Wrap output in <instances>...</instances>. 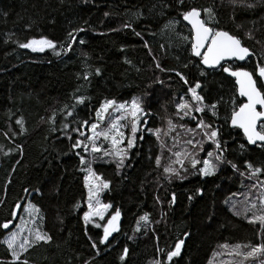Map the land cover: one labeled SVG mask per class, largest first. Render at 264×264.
I'll use <instances>...</instances> for the list:
<instances>
[{
    "label": "trees",
    "instance_id": "1",
    "mask_svg": "<svg viewBox=\"0 0 264 264\" xmlns=\"http://www.w3.org/2000/svg\"><path fill=\"white\" fill-rule=\"evenodd\" d=\"M246 2L254 7H233L228 0H0V225L12 221L9 229L0 228V264H210L221 245L264 244V227L233 215L226 205L249 177L246 162L264 169V147H249L239 130L229 128L231 112L242 103L233 81L221 68L203 69L191 54V32L182 21L191 7L211 8L213 16L202 13V19L235 35L252 53L241 66H224L253 72L264 88L257 73L264 66V0ZM41 37L56 49L20 47ZM197 83L204 111L195 119L219 130L223 162L214 175L202 176L197 168L181 170L186 177L181 179L157 167L160 152L145 136L120 170L92 165L110 181L101 202L112 205L109 214L119 209L121 218L113 239L101 244L103 230L83 220L87 191L75 154L81 152L72 150L63 125L69 124V131L85 120L93 123L106 100L135 97L151 128L160 129L166 127L164 116L179 114L181 98L197 104L189 92ZM182 123L196 125L189 117ZM252 176L264 182V171ZM27 202L39 209L42 231L51 240L13 260L3 239L16 225L12 213ZM179 241H184L180 255L168 261ZM219 256L221 263L226 255ZM258 259L264 264V255Z\"/></svg>",
    "mask_w": 264,
    "mask_h": 264
},
{
    "label": "snow or ice",
    "instance_id": "2",
    "mask_svg": "<svg viewBox=\"0 0 264 264\" xmlns=\"http://www.w3.org/2000/svg\"><path fill=\"white\" fill-rule=\"evenodd\" d=\"M180 4L184 3V0H179ZM228 3L233 7L241 6V7H254L253 4L247 3L246 0H228ZM202 13L207 15L208 17L213 16V10L211 8H196L191 7L190 9L184 11L182 13L183 20L186 21L189 25H191L192 32V42H191V54L195 57L200 58V63L207 67L216 68L219 66L224 73L229 74L232 77H235V82L238 85V92L241 97H246L247 102L241 103L238 109H234L231 112L230 120L231 126L236 129H240L243 131L244 137L246 138L248 144L257 145L258 142L260 147H264V111L258 110L264 109V88L259 86V82L257 79H254V73L244 70L243 68H238L233 70L231 67H224L221 63L226 60H240L243 61L247 57L251 55L250 50L247 47L242 46L241 40L237 38L235 35L230 34L228 31L218 30L215 27L209 26L205 19H202ZM108 15V13H105ZM126 27L130 25H125ZM82 31V30H81ZM139 35V33H137ZM251 38V34H249ZM69 38L75 41V37L69 33ZM187 39V38H185ZM80 43H84V41H80ZM22 48L31 49L33 52H44L46 49H56V44L46 38L41 37L39 39H30L26 43L20 44ZM69 50H71L72 45L69 44L67 46ZM58 55L60 53H57ZM159 68L160 65L157 64ZM163 70V69H161ZM258 77L260 79H264V66H258L257 68ZM97 75H99V69H97ZM177 76L180 77L181 80H184L187 83L186 78L179 72L176 73ZM84 79L87 80L88 76L85 75ZM201 85L199 83L196 84L195 87L189 88V92L192 95L193 101L197 102V106L193 107V105L189 104L187 101H184L181 98V102L176 105L177 112H183V116L180 119H183L194 110L195 112H202L204 109L199 106V104L203 103V97L197 93V89L200 88ZM84 97H77L76 102L78 104L84 103ZM74 107V106H73ZM213 109V115H215L216 105L211 106ZM118 113V115L113 116L112 113ZM143 114V108L141 106V101L139 98H133L131 103H117L115 100H106L101 106L96 109V122L92 123L88 120L83 121L79 124L77 128L71 129L72 132L78 133V136L85 137V140L75 139L74 143H72V150L82 148L85 153H88L93 157V160L96 158L95 154L102 153L103 156H113L116 158V166L119 169L124 165L125 159L128 157L131 149L135 147L136 144V134L139 131L138 124L140 123V116ZM68 116H72L73 113L69 111L67 113ZM195 119V117H193ZM130 120L131 127V135H125V132L122 131L123 128L128 125L122 123V121ZM107 122L106 127H102V125ZM17 124H22V120H17ZM87 126L88 131L91 133L90 135H86L85 131L82 129ZM177 125H175L171 120L168 121V130L172 131L175 129ZM179 127L183 128V125ZM203 132V135L207 137L208 140L215 145L216 153L208 152V157L201 161L197 158V155L188 151H177L174 153L176 160L174 163L179 164L181 169L187 172V168L185 167V161L187 160L193 170H197V165L203 164L202 167L198 169L199 173L202 176H211L214 175L217 169V164L213 163L212 158L215 157L217 162H223L224 150L222 148L221 142L219 141V130L213 129L211 125L206 124L204 120H200L196 126ZM65 130V134L69 140H73V136L68 133L69 124L65 123L63 125ZM149 131H153L156 135L157 139H160L161 129H149ZM188 131H194L192 129H188ZM165 136L168 135V132L163 133ZM103 138L104 141L110 143V148H104L97 142ZM142 138V137H141ZM185 143L192 145L193 148L200 147L202 148V141L194 142L192 139L185 141ZM244 145H241L243 148ZM79 157V162L81 167V171L85 172L84 175V186L88 192V211L84 212L83 220L85 224L92 222L93 217H98L100 220H104L105 213L109 208L112 207L111 204L102 203L100 200V193L104 190L108 189L110 186V181L105 180L101 175H98L96 171L92 167V160H88L81 153H75ZM231 163V162H229ZM156 165L157 167L161 166V157H156ZM233 169H237L236 164L231 165ZM247 169L251 175H255L264 171L262 168H253L251 163L246 162ZM164 172L166 174L175 175L181 179L186 178L181 176L179 170L173 168L171 164L164 166ZM242 176L244 173H240ZM256 187V185H253ZM261 187H264V182H261ZM27 191V189H25ZM199 192V189L197 190ZM192 199V197H189ZM259 203L261 206H264V191L260 193ZM175 201V195H173V201ZM17 208H20L21 205H16ZM257 207L256 203L253 202L251 204V208L255 209ZM27 210V209H26ZM33 211L39 212L38 208L33 206ZM250 209H245V211H249ZM239 215V213H235ZM13 217L16 216V213H12ZM120 218V210L117 209L114 214L111 215V218L107 221V224L100 225L96 224L97 228L103 227V237L100 239V243L104 244L108 241L109 236L112 235L113 232L118 230V220ZM141 219L147 220L148 217L145 215ZM259 222L262 227H264V214L254 216L249 220L250 223ZM12 221H7L0 225V228L9 229V225ZM19 228L20 226L17 225ZM139 230V229H137ZM19 234L13 232L9 239L6 241L8 249L11 250L12 255L15 260H19V255L14 248V245L17 242ZM51 240V237L45 233H42L39 229L34 231V240L30 241L28 238H25L22 243H20L19 248L21 251H27L28 247H32L33 243H39L43 241L44 243H48ZM184 244V241H179L175 244L174 250H169L167 253V260L172 261L173 257H177L181 253V246ZM93 248L96 247V244L93 243ZM220 247L228 248L229 245H221ZM242 245L237 244L234 246L235 255H241L238 251ZM243 247H250L249 245H243ZM128 249L125 248L124 254L126 255ZM231 254V253H229ZM256 254L264 255V244L258 246H251V251L245 254L247 257H254ZM121 259H124V255L121 256ZM23 264H28V261H24ZM156 264H164L163 261H156ZM211 264V262H210Z\"/></svg>",
    "mask_w": 264,
    "mask_h": 264
},
{
    "label": "rangeland",
    "instance_id": "3",
    "mask_svg": "<svg viewBox=\"0 0 264 264\" xmlns=\"http://www.w3.org/2000/svg\"><path fill=\"white\" fill-rule=\"evenodd\" d=\"M133 98H135V97H133ZM132 99L127 101V103H131ZM120 103H125V102H120ZM195 106H197V104L193 105V107H195ZM199 106H200V104H199ZM200 113L201 112H195L193 110L189 114V116H186L183 119H180V117L183 116V112L176 114L173 119L169 115L164 116V122L166 123V127L164 125H162L160 127V129L162 130L161 131L162 133L160 135V139L158 140L156 135L153 133V131H149V129H152V128H151V125L149 124V120L146 117V114L143 112V114H141V116H140V123L138 124L139 131L136 134V137H137L136 142L137 141L143 142L145 136L150 138L152 141H154V143L158 147L157 151L160 152V153H157V156L161 157V166L160 167H164V166L171 164V166L173 168H175L181 172V170H182L181 166L179 164L174 163V161L176 160V157L174 155L175 152H177V151H181V152L188 151V152L194 153L197 155V158L200 159L201 161H203V159H205V158H209L207 155L208 152L216 153L215 145L212 144V142L210 140H208L206 136L203 135V132L196 127L197 123L199 121L196 119H193V117H195V115L200 114ZM112 115L115 116V115H118V113L113 112ZM188 117L193 120L194 124H196L195 127L190 128L189 126L182 123L185 119L187 120ZM169 120H171L173 123L176 122L174 124L177 125V127L175 129H173L172 131H169L168 127H167ZM94 122H96V114H95ZM122 123L128 125L127 127L123 128L122 131L125 132L126 137L130 136L131 135L130 120L122 121ZM180 125H183L184 127L181 128V127H179ZM106 126H107V122H105L102 125V127H106ZM142 127H144L143 130H141ZM188 129H192L194 131L190 132V131H188ZM152 130H154V129H152ZM83 131H85L86 135L91 134L88 131V127L86 129H83ZM164 132H168V135L165 136L163 134ZM68 133H70L73 136V143H74L75 139L85 140V137L78 136V133L72 132L71 129L68 131ZM64 137H67V135H65ZM189 139H192L194 142L202 141V148L206 147V149L204 151H201L200 147L193 148L192 145L185 143V141H187ZM68 141L71 142V140H68ZM85 143H87L86 140H85ZM97 143L100 144L101 146H103L104 148H110L111 147L110 143L107 141H104L103 138H101ZM75 150H79L81 152V154L85 156L86 159L92 160V165H94L95 163H98V164H108V165H115L116 166V158L113 156L105 157V156H103L102 153H97V154H95L96 158L93 160V157L91 155H89L88 153H85L82 148L75 149ZM129 154H130V152H129ZM128 157H129V155H128ZM128 157L125 159V161L128 159ZM210 159H212L213 163L217 164V169H218L220 166V162H217L215 160L214 156ZM125 161H124V165H125ZM185 162H186L185 167L187 168V170L190 169V170L194 171L191 168L188 161L186 160ZM202 166H203V164L201 163V164L197 165V168L199 169ZM116 168H117V166H116ZM120 169H121V167L118 170H120ZM217 169H216V171H217ZM83 174L85 175L86 173L83 172ZM261 182L262 181L260 179L253 177L252 175L250 177V174H249V177H247L246 180H244V183L242 184V190L239 193L240 195L234 194L235 196L229 197L227 199L226 205H227L228 209L232 212L233 215H236L235 213L238 212L239 215L241 216L240 218H242L246 221H249L254 216L264 214V206L260 205L259 199H258L260 196V193L262 191H264V187H261ZM253 185H256V187H253ZM86 191H87V189H86ZM102 193L103 192L100 193V196ZM87 199H88V192H87V197H86V206H87V210H88ZM253 202H255L257 205V207L255 209L251 208V204ZM32 208H33V205L30 204L29 202H27L23 207L16 210V212H15L16 213V220H17L16 225L12 229V231H10L5 236V238L3 239V244L8 248L6 241L9 239L10 235L13 232H16L19 234L17 242L14 245V248L16 249V252L19 255V257L21 254H23L25 252V251L20 250V248H19L20 243H22L25 238H28L30 241H33L34 240V231L36 229H39L43 233V231H42V221H43L42 215L40 214V212L37 213V212L33 211ZM245 209H250V210L245 211ZM108 212H109V209L105 213L104 220H100L98 217H93L92 222H90L89 224H91V226H95V227H96V224H100L102 226L107 224V221L111 218V215H112V214H109ZM256 223L260 224L258 221ZM17 225H19L20 227L18 228ZM98 229L103 230V227H100ZM41 242H43V241H41ZM35 244H37V243H33V245H35ZM9 251L11 253L12 259L15 260L13 255H12L11 250H9ZM238 251L241 253V255H235L234 248H231V247L223 248V250H219L217 252L216 259H211L210 262H211V264H261L262 263V261L261 260L259 261V259H258L259 254H256V256H254V257H247L246 258L245 254L247 252L251 251V247H250L249 251L247 250L246 247H241ZM222 253H224L226 256L222 259V261L220 263V259H219L220 256L219 255ZM229 253H231V254H229ZM228 257L232 258L231 263L226 262ZM153 264H155V263H153Z\"/></svg>",
    "mask_w": 264,
    "mask_h": 264
},
{
    "label": "water",
    "instance_id": "4",
    "mask_svg": "<svg viewBox=\"0 0 264 264\" xmlns=\"http://www.w3.org/2000/svg\"><path fill=\"white\" fill-rule=\"evenodd\" d=\"M201 18H202V17H201ZM182 21H183V23H184V24L190 29V32H191V25H189L186 21H184L183 18H182ZM191 37H192V32H191ZM250 53H251V52H250ZM251 56H252V53H251V55H250L249 57H247V58H246L245 60H243V61L232 59V60L222 61L221 63L223 64V66L226 65V64H228V63H236V64H238V65H243V64H244V63H245V62H246ZM194 57H195V56H194ZM196 58H199V57H196ZM200 64H201V66L203 67V69L206 70V71H211V70H217V69H220L219 66H217L216 68H211V67H207V66L203 65L202 63H200ZM224 67H226V66H224ZM244 70H245V69H244ZM246 71H247V70H246ZM222 72H223V71H222ZM223 74H224L226 77L230 78V79L233 81L234 87H235V89H236V95H237L238 99H239L242 103H246V102H247V98H246V97H241V96L239 95V92H238V85H237L236 82H235V77H232V76H230L229 74L224 73V72H223ZM253 78H254V77H253ZM254 79H255V78H254ZM257 107H258V110H262V111H264V109H260L259 106H257ZM229 128H231V129H236V128H233V127L231 126V120L229 121ZM143 129H144V127L141 128V130H143ZM237 130H239V131L241 132L242 136L244 137L243 131L240 130V129H237ZM244 140H245V143H246L249 147H251V148H252V147H255V146H258L259 143H260V142H258L257 145H251V144H248V142H247V140H246L245 137H244ZM120 219H121V218H119V220H118V222H117L118 225L120 224ZM114 236H115V232H113L112 235L109 236L108 241L105 242L104 244H105V245L108 244V243L113 239ZM102 237H103V235H102Z\"/></svg>",
    "mask_w": 264,
    "mask_h": 264
},
{
    "label": "bare ground",
    "instance_id": "5",
    "mask_svg": "<svg viewBox=\"0 0 264 264\" xmlns=\"http://www.w3.org/2000/svg\"><path fill=\"white\" fill-rule=\"evenodd\" d=\"M228 64H236V63H228ZM228 64H226V65H228ZM245 64V63H244ZM236 65H238V64H236ZM239 66H241V65H239ZM156 161V160H155ZM244 245V244H243Z\"/></svg>",
    "mask_w": 264,
    "mask_h": 264
}]
</instances>
